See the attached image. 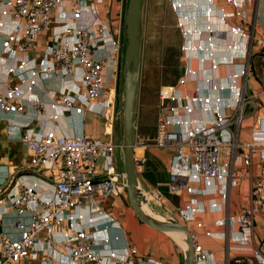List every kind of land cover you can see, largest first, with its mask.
<instances>
[{
	"label": "built area",
	"instance_id": "obj_1",
	"mask_svg": "<svg viewBox=\"0 0 264 264\" xmlns=\"http://www.w3.org/2000/svg\"><path fill=\"white\" fill-rule=\"evenodd\" d=\"M169 1L174 9L181 8L179 0ZM251 1L208 0L205 29L187 28L180 20L183 38L212 31L218 24L243 39L227 44L230 52L222 59L215 58L209 38L206 46L182 45L184 59L190 52L208 54L198 58L201 63L209 61L208 74L200 75L195 94L182 91L181 86L199 74L189 60L174 86L160 93L165 104L159 108L157 134L150 140L134 136L132 148L138 175L147 163L142 153L147 146L174 149L166 182L146 193L158 206L165 193L203 194L195 184L228 182L234 161H242L247 168L251 154L257 153L261 172L252 181L250 205L224 222L255 264H264V239L255 243L252 238L253 214L264 210V100H260L262 110L249 140H238L243 107L252 103L255 109L259 93H250L245 84L239 86L237 78L249 75L252 41L264 47L263 36L255 37L248 21L246 4ZM103 3L0 0V112L24 118L17 128L23 129L19 139L29 155L24 169L0 179V264H164L143 256L134 245L113 247L112 242L121 237L108 233L120 226L105 212L104 203L126 190L114 132L121 115L126 5L111 21L101 15ZM230 18L251 24L250 34L239 22L230 23ZM221 63L240 65L239 72L224 83L216 74ZM222 91L230 95L222 97ZM86 113L104 118L105 137L83 132L65 135L50 127L74 116L82 121ZM9 188L15 192L9 193ZM215 190L225 200L226 188ZM207 205L215 208L219 203L210 198ZM203 208L200 201L187 203L178 209L180 222L189 228ZM8 215L12 216L10 226L4 223ZM195 224L201 226V222ZM189 231L194 263L218 264L212 251ZM226 264L251 263L235 257Z\"/></svg>",
	"mask_w": 264,
	"mask_h": 264
},
{
	"label": "crops",
	"instance_id": "obj_2",
	"mask_svg": "<svg viewBox=\"0 0 264 264\" xmlns=\"http://www.w3.org/2000/svg\"><path fill=\"white\" fill-rule=\"evenodd\" d=\"M179 1L181 2V8H176L175 12L178 15V19L185 22V27L205 29L207 25V20L204 15L205 4L208 0ZM143 3L144 0L141 1L140 20ZM126 4L127 0H104V3L100 6L101 15L110 17V20L113 21L120 9L124 8ZM227 9H231V7L227 6ZM246 11L248 21H252L250 23H252L256 31L255 37L262 35L264 38V0H252L249 5L246 4ZM229 22L232 24L239 22L243 29L250 34L252 29L251 24L248 27V23L238 21L234 18H230ZM213 23H215V19H213ZM214 28L215 29L212 31H203L201 35L191 34L181 39L178 77L183 74V69L188 66L189 60L191 66L199 71L196 77L189 78L185 85L181 86L184 92L190 94L196 93V87L200 83V75L202 72L205 75L208 74L209 61L201 63L198 59L202 56H208L205 51L196 53L190 52L187 54L188 57L184 59V53L181 50L182 45L199 44L206 46L209 38V41H212L214 45L213 50L215 58L222 59L223 56L230 52L227 48V44L242 42L243 37L232 34L224 25L221 27L215 24ZM262 49H264V47H260L257 45L256 41H252L249 75L247 77L237 78L239 86L245 84L246 89L250 93H259V96L255 98L256 110L252 103L246 104L249 109H246V105L243 107L242 119L238 128V140L241 142L249 140L251 127L255 121L256 115L260 114L262 110L260 100H264V78L257 80L251 77L254 58L259 55L262 61L264 59V55L261 51ZM239 68L240 65L238 64L226 65L221 63L218 66L216 74L220 77L221 82L224 83L228 81L229 75L239 72ZM220 95L222 97H227L230 93L228 91H222ZM227 112L230 113L229 110H227ZM23 119L24 118L17 117L16 115L2 114L0 112V179L18 173L19 170L24 169L28 164V151L19 139L23 129L17 128V124L22 123ZM104 123L105 120L101 115L86 113L82 121L80 117L74 116L62 120L50 127L54 128L56 132L65 135H75L79 132H83L90 137H105ZM115 138L117 140L116 134ZM162 148L166 147L147 146L142 150V153L147 158L146 165L138 175L139 186L142 190L150 191L153 185L158 183L164 184L167 180L171 155ZM239 153L240 152H237V154ZM260 172L261 166L259 157L257 153H252L250 165L247 168H245L242 161H234L233 174L228 182H214L215 184L213 185H205L203 183L195 184L196 187L202 189L203 194L188 195L187 193H182L178 196L165 193L161 197V206L156 205L153 200L151 201L150 197H148V202L150 200V207L163 218L166 219L172 216L178 221H181L178 209L183 208L191 201L203 202L204 208L200 209V212L195 215V221L191 223L189 228L198 237L199 242L205 248L212 251L214 260L218 264H226L227 261H231L235 257H240L251 264H255L250 252L241 247V245L231 237V231L224 220L227 216L237 214L242 209L249 207L251 201V184L253 179L260 174ZM39 174H43V170H40ZM218 188L221 189V192L225 191L224 189L226 188L225 200H223L221 194L215 190ZM8 192L13 193L15 189L9 188ZM210 198H213L219 205L215 208L209 207L207 203ZM104 210L107 214L112 216L120 226L119 229L112 228L108 231L111 236L118 234L121 237L120 240L112 242L113 247L120 248L130 244L137 247L143 256L161 260L164 264H184L185 255L183 246L176 241L171 235L172 233H161L142 224L134 215L130 205H128L126 201L124 202L121 196L116 202L106 201L104 203ZM220 219L223 220V223L219 222ZM11 222L12 216L8 215L4 219V223L6 226H10ZM195 222H201V226H197ZM227 233H229V237ZM252 238L255 243H259L264 239V210L253 214ZM23 264L37 263L26 261Z\"/></svg>",
	"mask_w": 264,
	"mask_h": 264
},
{
	"label": "rangeland",
	"instance_id": "obj_3",
	"mask_svg": "<svg viewBox=\"0 0 264 264\" xmlns=\"http://www.w3.org/2000/svg\"><path fill=\"white\" fill-rule=\"evenodd\" d=\"M181 21L172 3L169 0H144L140 20V65L139 85L136 95L134 113L133 137L152 139L158 132L159 108L165 104L160 98V93L174 86L178 77L180 63V46L182 28ZM262 64V65H261ZM251 77L257 80L264 78V59L257 55L252 63ZM120 84L122 77L120 74ZM246 109L248 105H246ZM120 116L118 123L120 126ZM121 133V127H119ZM170 155L173 148H162ZM138 151L137 154H139ZM118 166H123V154L121 148L117 152ZM143 192L148 194L147 190ZM118 196H111L107 201L116 202ZM121 199L128 203L127 192L121 195ZM152 201V200H151ZM150 202V200H149ZM147 200L149 206L150 203Z\"/></svg>",
	"mask_w": 264,
	"mask_h": 264
},
{
	"label": "water",
	"instance_id": "obj_4",
	"mask_svg": "<svg viewBox=\"0 0 264 264\" xmlns=\"http://www.w3.org/2000/svg\"><path fill=\"white\" fill-rule=\"evenodd\" d=\"M141 1L142 0H127L126 4L124 14V32L126 39L122 67L120 70L122 83L119 84L122 97L121 122L120 126L119 123L114 126L118 146L121 148L123 154V170L126 175L128 203L136 218L145 226L165 234H182L185 237L186 243V249L183 248L185 255L184 264H195L193 242L189 228L172 216L166 219H157L142 208L141 202L144 199V194L141 192L142 189L139 186L132 148L134 113L139 82V24ZM119 127H121V133L119 132Z\"/></svg>",
	"mask_w": 264,
	"mask_h": 264
},
{
	"label": "bare ground",
	"instance_id": "obj_5",
	"mask_svg": "<svg viewBox=\"0 0 264 264\" xmlns=\"http://www.w3.org/2000/svg\"><path fill=\"white\" fill-rule=\"evenodd\" d=\"M141 192L144 194V199L141 202L142 203V208L147 213L151 214L153 217H155L157 219H163V217L161 215H159L155 211H153L151 209V207L148 205V203H147L148 195L145 192H143L142 190H141ZM171 235L176 239V241H178L183 246V248L186 249L185 237L182 234H180V233H172Z\"/></svg>",
	"mask_w": 264,
	"mask_h": 264
},
{
	"label": "trees",
	"instance_id": "obj_6",
	"mask_svg": "<svg viewBox=\"0 0 264 264\" xmlns=\"http://www.w3.org/2000/svg\"><path fill=\"white\" fill-rule=\"evenodd\" d=\"M252 67V66H251Z\"/></svg>",
	"mask_w": 264,
	"mask_h": 264
}]
</instances>
